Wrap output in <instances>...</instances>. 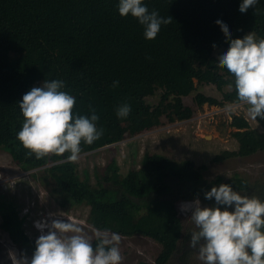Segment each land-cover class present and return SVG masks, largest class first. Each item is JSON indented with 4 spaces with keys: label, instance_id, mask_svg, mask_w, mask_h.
<instances>
[{
    "label": "trees",
    "instance_id": "trees-1",
    "mask_svg": "<svg viewBox=\"0 0 264 264\" xmlns=\"http://www.w3.org/2000/svg\"><path fill=\"white\" fill-rule=\"evenodd\" d=\"M142 2L149 12L172 18L154 40L144 37V26L131 14H119V0H0V147L23 170L50 165L47 172L65 196L64 203L89 206V222L96 230L125 237L142 235L160 244L153 263L136 264H171L178 257L185 264H196L186 261V244L198 228L184 232L177 200L202 198L217 207L215 198L205 199V193L227 184L264 202V182L251 183L238 173L208 181L203 172L206 165L146 152L141 166L125 175L112 160L93 185L87 177L81 178L77 163L67 159L70 153L37 159L35 154L28 156L17 139L24 122L19 103L45 80L65 82L62 90L76 99L74 113L90 118L91 106L99 117L96 127L103 129V135L92 145L82 141L81 153L158 127L164 116L170 122L191 118L195 108L184 97L199 84L215 85L225 102L238 103L234 77L218 66L215 50L227 51L230 41L216 21L228 26L231 39L251 32L257 40L264 39V0L245 13L239 11L243 0ZM114 81L118 86L113 87ZM157 91L161 92L158 103H149L147 97ZM194 102L201 108L216 100L199 91ZM123 104L130 105L131 112L118 118L117 109ZM258 120L263 130L253 128L245 115H233L230 125L237 129L233 135L239 148L222 152L214 161L264 151V119ZM0 211V227L31 260L36 238L26 233L25 219L11 201H0ZM91 242L95 248L96 238Z\"/></svg>",
    "mask_w": 264,
    "mask_h": 264
},
{
    "label": "clouds",
    "instance_id": "clouds-1",
    "mask_svg": "<svg viewBox=\"0 0 264 264\" xmlns=\"http://www.w3.org/2000/svg\"><path fill=\"white\" fill-rule=\"evenodd\" d=\"M258 2L243 0L239 11L245 13ZM118 11L122 17L131 14L136 18L144 26L147 40H154L161 26L172 22L170 16L149 12L142 0H119ZM216 24L230 41L228 50L218 57V66L234 77L238 101L227 105L226 110L232 112L246 104L251 119H264V39L257 40L253 32L242 39H231L228 26L220 20ZM118 83L114 81L113 87ZM64 87L62 80H45L42 87H33L19 103L24 122L17 139L28 150V156L35 154L41 159L68 152L67 159L76 162L81 142L92 145L103 135V129L96 127L99 117L95 109L90 106V118L74 113L76 99L63 91ZM130 112V105L123 104L117 116L127 118ZM212 198L217 207L202 208L198 199L181 205V211H191L190 219L198 228L191 234L189 246L198 248L204 264H264V202L241 195L227 184L205 193V199ZM219 205L226 207L221 210ZM35 227L41 235L35 241L31 260L24 255L17 259L11 253L12 264H121L123 260L117 233L96 230L98 243L94 248L91 238L75 222L52 218L36 221Z\"/></svg>",
    "mask_w": 264,
    "mask_h": 264
},
{
    "label": "rangeland",
    "instance_id": "rangeland-1",
    "mask_svg": "<svg viewBox=\"0 0 264 264\" xmlns=\"http://www.w3.org/2000/svg\"><path fill=\"white\" fill-rule=\"evenodd\" d=\"M225 52L223 48L215 50L218 57ZM42 86L43 84L40 85ZM199 91L215 99L216 103H206L203 107L197 108L194 96ZM160 93L157 91L155 95L147 97V101L151 104L158 103ZM184 102L195 108L193 116L189 119L170 122L164 116L162 124L158 127L135 136H128L122 141L95 151L79 154L76 163L81 178L87 177L93 185H97L98 177L104 173L112 160L117 161L120 174L125 175L131 168L141 166L146 152H156L175 161L191 160L197 165H206L203 172L204 178L208 181L217 175L228 178L238 173L251 183L264 182V151L246 157L233 156L219 162L214 161L222 152L239 148V140L233 135L237 129L230 125L233 115L243 114L253 128L263 130L258 117L257 120H253L248 115L249 106L243 104L235 111H227L226 106L233 103L225 102L222 92L212 84H199L192 94L184 97ZM48 166L50 165L23 170L12 159L11 154L4 147H0V201L6 203L11 201L15 204L20 216L25 219L24 229L31 238L37 239L41 235L35 227L36 221L56 218L77 223L92 241L96 229L89 222L90 207L70 201L64 203L66 198L59 193L55 181L49 176ZM197 199L202 208L213 207L202 198L177 200L186 234L197 227L190 219L191 211H181V205ZM142 212L143 209L140 213ZM120 237L119 248L123 257L121 264H136L139 261L153 263L160 252V244L150 238L142 235ZM190 241L186 244L189 247L186 261L204 264L199 258L198 248L193 249L189 246ZM11 253H14L17 259L23 255L7 232L0 227V264H12ZM27 258L30 261V258ZM184 261L178 257L177 261L171 264H185Z\"/></svg>",
    "mask_w": 264,
    "mask_h": 264
},
{
    "label": "water",
    "instance_id": "water-1",
    "mask_svg": "<svg viewBox=\"0 0 264 264\" xmlns=\"http://www.w3.org/2000/svg\"><path fill=\"white\" fill-rule=\"evenodd\" d=\"M207 137H209V135H207ZM107 146H109V145H107ZM105 147V146H104ZM102 148V147H101Z\"/></svg>",
    "mask_w": 264,
    "mask_h": 264
}]
</instances>
